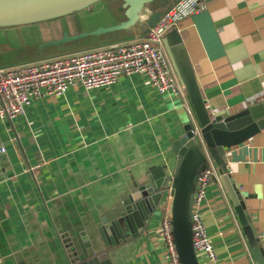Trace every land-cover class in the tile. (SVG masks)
Wrapping results in <instances>:
<instances>
[{
  "label": "crops",
  "instance_id": "obj_1",
  "mask_svg": "<svg viewBox=\"0 0 264 264\" xmlns=\"http://www.w3.org/2000/svg\"><path fill=\"white\" fill-rule=\"evenodd\" d=\"M177 1L153 0L146 8L163 13ZM204 1L206 8L183 19L177 32L208 112L231 115L264 101V0ZM144 33L142 23L92 37L80 50ZM187 123L195 118L185 91L159 95L142 74L34 99L24 115L0 120V264H68L62 234L80 258L99 252L97 229L123 213L148 168L173 170L171 141ZM225 159L264 253V130L226 150ZM169 210L166 192L142 233L108 250L110 264H160L155 245ZM201 211L217 264H256L218 171Z\"/></svg>",
  "mask_w": 264,
  "mask_h": 264
},
{
  "label": "water",
  "instance_id": "obj_2",
  "mask_svg": "<svg viewBox=\"0 0 264 264\" xmlns=\"http://www.w3.org/2000/svg\"><path fill=\"white\" fill-rule=\"evenodd\" d=\"M103 0H0V28L21 26L46 21L88 9ZM125 20L107 28H97L74 36L66 32L58 40L48 41L40 48L82 42L88 37L128 30L140 25L142 9L147 10L143 28L146 30L158 20L162 12L148 10L153 0H120ZM166 46L176 68L192 109L195 123L183 126L182 136L171 141L176 157L173 170L168 165L148 168L137 189L127 195L123 213L97 229L102 247L95 255L80 258L74 242L62 234V244L68 264H110L108 250L138 237L161 207L166 192L170 198V221L181 264H199L191 241L190 215L192 212L194 185L208 158L221 175L230 197L238 222L245 235L256 264H264V253L251 219L247 215L243 199L230 178L226 166L225 151L237 146L264 130V101L252 104L237 113H209L199 90L194 70L188 58L182 38L176 29L165 35ZM88 248L89 245H83Z\"/></svg>",
  "mask_w": 264,
  "mask_h": 264
},
{
  "label": "built area",
  "instance_id": "obj_3",
  "mask_svg": "<svg viewBox=\"0 0 264 264\" xmlns=\"http://www.w3.org/2000/svg\"><path fill=\"white\" fill-rule=\"evenodd\" d=\"M206 8L204 0H179L149 26L144 35L126 44L84 50L63 56L0 69V120L24 115L32 100L58 97L69 89L107 88L120 78L133 74L146 76L159 95L181 96L184 86L169 55L163 48L165 35L180 22ZM146 19L143 18L140 24ZM0 147V154H4ZM217 168L208 158L194 185L190 215L191 241L195 256L205 264H217L210 237L202 218L206 188L216 177ZM159 224L160 264H181L169 216ZM200 264V263H199Z\"/></svg>",
  "mask_w": 264,
  "mask_h": 264
},
{
  "label": "rangeland",
  "instance_id": "obj_4",
  "mask_svg": "<svg viewBox=\"0 0 264 264\" xmlns=\"http://www.w3.org/2000/svg\"><path fill=\"white\" fill-rule=\"evenodd\" d=\"M121 4L122 2L120 0H103L93 4L88 9L78 11L77 16L80 22L79 30L82 31L81 33L91 32L101 27L107 28L114 26L116 23L114 19L115 16L122 15L123 13ZM119 18H121V16H119ZM34 26L35 25L33 24H27L21 26L0 28V69L17 67L35 61L58 57V54H60L61 56H63L64 54L67 55L66 52L52 54L50 51L53 52L54 50H56L53 49L54 46H50L44 49L40 48V46L43 44V41H36L39 38L31 35V29ZM52 37H55L54 31L52 32ZM139 38L137 37V39ZM91 41H94V39H86L82 42L67 44L63 47L71 48L72 53H76L84 51L80 49L84 48L85 45L90 43ZM163 47L166 48V42H163Z\"/></svg>",
  "mask_w": 264,
  "mask_h": 264
},
{
  "label": "trees",
  "instance_id": "obj_5",
  "mask_svg": "<svg viewBox=\"0 0 264 264\" xmlns=\"http://www.w3.org/2000/svg\"><path fill=\"white\" fill-rule=\"evenodd\" d=\"M156 10V9H154ZM123 15V13H122ZM119 15L121 16V18H119V16H115V25L119 24L120 22L125 20L124 15ZM33 25H35L31 30V35H33L38 40H42L43 44L51 41V40H58L62 37L63 33L66 32L68 34V36H74V35H78L81 34L82 31L79 30V26H80V22L77 16V12L76 13H72L69 15H65V16H61L58 18H54V19H50V20H46V21H41V22H37V23H33ZM55 32V37H52V32ZM92 38V37H91ZM89 39V38H87ZM73 44V43H71ZM38 46V45H36ZM65 46V45H64ZM62 47V46H61ZM59 47V48H61ZM53 49H57L56 47H54ZM54 54L57 53H61V51H56L53 52ZM60 55V54H58Z\"/></svg>",
  "mask_w": 264,
  "mask_h": 264
},
{
  "label": "bare ground",
  "instance_id": "obj_6",
  "mask_svg": "<svg viewBox=\"0 0 264 264\" xmlns=\"http://www.w3.org/2000/svg\"><path fill=\"white\" fill-rule=\"evenodd\" d=\"M146 15H147V10L142 9L139 14L140 18H144Z\"/></svg>",
  "mask_w": 264,
  "mask_h": 264
}]
</instances>
